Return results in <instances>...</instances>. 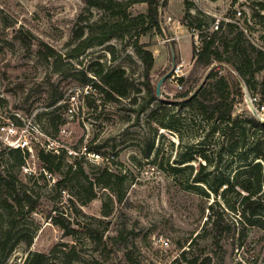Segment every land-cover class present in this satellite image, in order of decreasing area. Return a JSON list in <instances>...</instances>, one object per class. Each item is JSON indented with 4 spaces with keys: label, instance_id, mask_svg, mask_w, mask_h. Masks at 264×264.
<instances>
[{
    "label": "rangeland",
    "instance_id": "374dc122",
    "mask_svg": "<svg viewBox=\"0 0 264 264\" xmlns=\"http://www.w3.org/2000/svg\"><path fill=\"white\" fill-rule=\"evenodd\" d=\"M164 1L161 7L162 34L145 33L139 36L138 43L144 44L155 55L151 73L155 85L162 76L171 72L161 86L159 98L170 106L169 114L174 113L180 131L162 127L154 120L152 110L164 105L163 102L155 101L142 111L143 98L139 96L137 102H133L140 95L135 90L129 97L107 101L105 94L92 88L83 98L82 89L86 85L80 79V71L96 77L88 69L96 61L107 68H124L135 85L143 89L144 62L137 51L133 32L119 34L103 45L93 46L79 58L66 57L78 41L80 30L89 33V26L105 16L103 9L91 6L86 0H0V124L12 121L17 127V136L26 132L30 137L32 151L28 150L30 155L26 165L10 168L19 178L18 187L29 189L41 203L37 211L23 213L17 220V228L32 231L38 226L34 230L32 244H18L6 264H21L30 251L50 252L61 242L76 245L81 257L76 264H90L94 258L103 264L124 263L126 252L136 264H190L194 258H197V264H203L206 257L211 258V264H264V230L254 227L246 231L238 214L228 208L223 197L211 192L204 184L195 186L193 178L205 160L196 154L193 161L176 163L180 155L195 153L202 147L215 155L219 140L216 134L203 144L199 142L209 126L190 109L179 110L173 105L174 101L181 100L178 93L187 84L179 82L180 88L172 77L179 63L184 65L183 78L187 79L193 73L195 51L189 28L198 16L207 22L212 13L230 14L238 7L246 17H250L252 32L264 42V18H253L256 9L264 15V10L257 4L264 0ZM124 2L125 5L128 3L127 11L134 14L146 9L142 0ZM17 32L24 34L33 46H27V41L17 37ZM42 43L45 45L40 46ZM46 45L62 56L60 61L46 56ZM226 63L222 75L228 77L232 84L239 80L243 91L246 83L233 72V66ZM210 71L209 68L199 71L202 81ZM257 77L260 79V74ZM50 81L58 85L65 95L73 90L79 92L83 107L80 105L77 109L67 134H57L58 146L49 147L53 128L46 118L39 120L38 115L45 110ZM96 81L100 83L99 77ZM239 100L235 113L248 111L244 97ZM60 122L61 127L65 119L60 118ZM151 141H154V149L146 157L144 153ZM83 145L96 149L101 157L91 160L81 153L69 154L70 150L79 153ZM5 146L8 145L0 135V152ZM41 147L54 148L58 153L61 152L58 149L65 147L68 153L66 161L81 160L93 179L106 165L117 173L125 174L123 200L118 201L108 188L95 185L97 197L86 204L78 202V211L73 210L69 201L73 196L69 190L59 192L53 186L60 173L46 171L45 177L40 175L42 163L37 151ZM4 157H8L7 154ZM173 165L182 167L183 171L174 174ZM238 165L240 162L225 156L220 169L234 174ZM202 189L210 196L205 195ZM242 193L246 192L242 190ZM238 198L237 192L228 196L230 203L235 205ZM210 205L216 212L225 210V224H232L231 234L220 243L215 242L214 232L207 223L213 212ZM54 207L64 209L70 218L76 214L79 221L103 232L106 244L98 247L95 241L81 233L77 237L65 235L63 229L48 218V211ZM105 207L110 210L108 215L104 213ZM110 237H117V241L110 240ZM183 252H186L185 257Z\"/></svg>",
    "mask_w": 264,
    "mask_h": 264
},
{
    "label": "trees",
    "instance_id": "16d2710c",
    "mask_svg": "<svg viewBox=\"0 0 264 264\" xmlns=\"http://www.w3.org/2000/svg\"><path fill=\"white\" fill-rule=\"evenodd\" d=\"M86 1L91 6L103 9L105 16L89 26V33L86 34L84 29L80 30L78 41L66 53V57L79 58L93 46L103 45L119 34L133 32L137 39L135 41L137 51L144 62V81L142 89L135 85L134 80L124 68H107L101 62L96 61L88 69L94 72L96 77H99L100 83L96 81V77H89L87 71L84 70L80 71L82 83L90 84L101 94H105L107 101L129 97L135 90L136 94L140 95H137L133 102L136 103L138 97L141 96L143 98L142 111L155 101L163 102L157 94V84L152 82L151 73L155 64V55L150 49L145 48L144 44L138 43V38L148 32L162 34L164 25L161 18V7L165 1L142 0L146 3V9L136 14L127 11L128 3L125 5L124 0ZM132 2L135 3V1ZM257 4L264 10V1ZM258 17L264 18V15H261L259 9H256L253 18L257 20ZM200 18L198 16L190 27L201 26L205 23V20ZM17 37H20L24 42L27 41L25 35L20 32H17ZM26 44L29 47L33 46V42L30 40ZM43 45L45 43L40 46ZM46 46L48 48L46 56L48 58L55 57L56 62L60 61L62 56L57 54L54 48ZM194 58L195 68L191 77L180 78V82L183 81L187 87L178 93V98L181 100L174 101L173 105L179 110L190 109L200 117L204 124L209 126L206 135L199 141L201 144L216 134H218L219 143L215 155L207 153L209 150L202 147L195 153L192 151L180 155L181 157L176 163L193 161L196 159V154H199L205 163L201 164L193 178L195 186L204 184L211 192L223 197L228 208L238 214L246 231L254 227L264 230V121L247 110L235 113L236 103L243 98L239 80L232 84L228 77L218 74L214 69H211L204 81L198 75L201 69L209 68L214 61L227 62L226 64L232 65L237 71L250 91L260 90L264 94V52L256 48L237 25L229 23L221 33H213L212 38L204 42L202 50L199 53H194ZM258 74L261 76L260 79L257 77ZM64 97V91L50 81L45 110L38 115V118L39 120L47 119L49 126L53 128L51 133L53 139H56L60 132V118H62L61 113L65 106L62 105ZM89 104L92 106L91 103ZM163 104L152 110L154 120L159 122L162 127L180 131L181 128L177 124L178 121L174 113L170 111L169 114L170 106L165 102ZM190 148L193 149L194 146L191 145ZM153 149L154 141H151L144 155L149 157ZM59 151L61 152L58 153L54 149L45 147L38 149L37 156L42 163L40 175L45 177L46 171L51 174L60 173L61 176L53 186L59 192L69 190L73 196L69 199L70 207L72 206L73 210L78 211V202L86 204L97 197L95 185L108 188L116 195L118 201L123 200L125 191L122 185L127 179L125 174L117 173L106 165L100 168L98 175L93 179L84 169L81 160L69 163L66 161L67 149L61 147ZM5 154L8 157H4ZM29 155L28 149L20 147L5 146V149L0 152V264H6V260L21 242L31 245L34 230L38 228L37 226L32 231L26 228H17V220L23 213H33L41 205L40 200L29 189L18 187L19 178L10 168L13 166L22 168L26 165ZM225 156L231 157L232 161L235 159L240 162L234 174L221 171L220 166ZM4 163L5 165L9 163V165L5 166ZM211 166L213 169L209 170ZM171 169L176 175L183 171L182 167L178 165L171 166ZM223 187L224 189H222ZM202 190L205 195L210 196L205 189ZM242 190L246 193L243 194ZM232 192H237L239 196L237 205L230 203L228 199ZM209 208L213 209V212L207 223L210 224L214 232L215 242L220 243L221 239L231 234L232 224L228 222L225 224V210L216 212L213 205H210ZM104 213L108 215L109 208L105 207ZM48 218L62 228L65 235L77 237L81 233L95 241L98 247L106 244L103 232H98L89 224L79 221L76 214L71 218L68 217L66 211L61 207H54L48 211ZM109 239L117 241V237ZM124 255V263L115 262V264H136L128 252ZM185 255L186 252H183V257ZM54 260H56L55 263ZM80 260L81 257L75 244L61 242L57 243L50 252L30 251L21 264H76ZM89 263L103 264L98 258L92 259ZM190 264H197V258L190 261ZM203 264H211V258H204Z\"/></svg>",
    "mask_w": 264,
    "mask_h": 264
},
{
    "label": "built area",
    "instance_id": "2783aa9c",
    "mask_svg": "<svg viewBox=\"0 0 264 264\" xmlns=\"http://www.w3.org/2000/svg\"><path fill=\"white\" fill-rule=\"evenodd\" d=\"M208 14H210L208 12ZM212 17L210 19L203 23L201 26H192L189 28L190 34L193 37V44H194V50L196 53H199L204 45V42L207 40H210L212 38V34L219 32L221 33L225 26L229 23H233L237 25L241 30L244 31L247 38L250 40V42L259 50H262L264 52V42L259 39V37L252 32L251 28V19L250 17H246L245 12L240 8H235L230 14H210ZM171 17H169V20ZM218 41L216 42V44ZM224 63L214 61L209 69H214L218 72V74H223V67ZM183 63H179L175 66L174 73L172 74V77L175 78L178 86L182 88V85L179 83L180 78L185 75V72L183 71ZM233 70V69H232ZM234 73L237 74L236 70H233ZM93 86L90 84H87L80 92L82 93L83 98L86 97L87 93H89L90 89H92ZM243 97L244 102L246 103V107L248 108V111L255 115L257 118H259L261 121H264V94L258 90V91H250L247 84L244 85L243 88ZM62 102H66V105L64 106L62 110V118L65 119V123L60 128L61 134H67L69 123L74 119L75 115L77 114V109L80 107V93L76 91H69L66 93L64 100ZM83 107V105H81ZM18 130L14 122H4L0 124V135L1 138L6 142V144L10 147H20L22 149H28L32 151V147L30 145V137L26 132H23L19 136H17ZM50 146H58V141L56 139L49 140V147ZM54 149V148H53ZM55 150V149H54ZM57 150V149H56ZM79 153H77L75 150H70L69 154H82L84 157L89 158L91 160H97L101 157V153L98 152L96 149L90 148L89 145H83L79 149ZM59 151V149L57 150Z\"/></svg>",
    "mask_w": 264,
    "mask_h": 264
},
{
    "label": "water",
    "instance_id": "95a60500",
    "mask_svg": "<svg viewBox=\"0 0 264 264\" xmlns=\"http://www.w3.org/2000/svg\"><path fill=\"white\" fill-rule=\"evenodd\" d=\"M171 72L165 74L164 76H162L160 78V80L158 81L157 85H156V91L157 94L160 96L161 95V86L163 84V82L170 76Z\"/></svg>",
    "mask_w": 264,
    "mask_h": 264
}]
</instances>
